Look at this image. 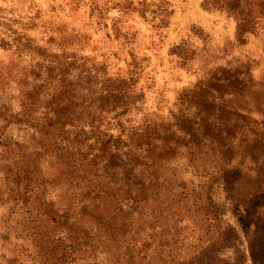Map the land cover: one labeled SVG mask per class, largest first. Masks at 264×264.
Wrapping results in <instances>:
<instances>
[{"label":"trees","instance_id":"16d2710c","mask_svg":"<svg viewBox=\"0 0 264 264\" xmlns=\"http://www.w3.org/2000/svg\"><path fill=\"white\" fill-rule=\"evenodd\" d=\"M4 31L14 32L0 23V53L20 68L0 79V204L24 209L33 247L5 264H229L221 255L239 244L232 229H221L215 195L239 190L247 165L241 146L256 140V130H194L174 114L168 122L138 119L122 84L75 110L64 65ZM8 81L16 94L5 90ZM235 117L247 116L231 111L228 122ZM189 168L197 180L180 174ZM260 173L256 197H264ZM190 219L197 232L182 230ZM149 250L161 258L149 261ZM234 260L247 261L242 253Z\"/></svg>","mask_w":264,"mask_h":264},{"label":"rangeland","instance_id":"374dc122","mask_svg":"<svg viewBox=\"0 0 264 264\" xmlns=\"http://www.w3.org/2000/svg\"><path fill=\"white\" fill-rule=\"evenodd\" d=\"M3 20L15 32L6 35L29 39L64 65L75 110L122 84L138 119L168 122L174 114L194 130L213 124L256 130V140L241 146L239 159L247 165L239 190L219 189L215 199L221 229H232V245L239 244L221 256L237 264L242 253L246 264H264V197H256V168L264 175V0H0ZM19 68L16 57L0 53V79ZM13 86L8 81L5 90L16 94ZM231 111L247 117L229 123ZM180 174L197 180L191 168ZM25 219L24 209L0 204V264L33 251ZM188 223L182 230L198 231V220ZM148 254L151 262L161 258Z\"/></svg>","mask_w":264,"mask_h":264}]
</instances>
